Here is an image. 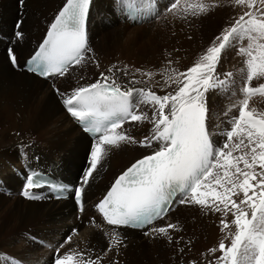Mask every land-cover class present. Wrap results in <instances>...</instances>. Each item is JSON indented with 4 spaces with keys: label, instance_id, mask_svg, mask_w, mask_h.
Segmentation results:
<instances>
[{
    "label": "snow or ice",
    "instance_id": "obj_1",
    "mask_svg": "<svg viewBox=\"0 0 264 264\" xmlns=\"http://www.w3.org/2000/svg\"><path fill=\"white\" fill-rule=\"evenodd\" d=\"M17 2L20 7L25 5V0ZM91 3L92 0H66L39 50L28 61L34 65L29 71L44 77L64 76L71 67L84 65L86 54L91 51L86 31ZM121 3L127 9L139 10L135 0ZM234 3L249 10L224 29L191 67L182 72L174 68L163 70L164 84L169 88L175 85L173 91L158 95L151 88H122L113 68H109L112 75L101 73V79L76 88L63 99V104L85 132L94 134L83 185L89 183L111 147L121 143H139L145 148L158 145L152 154L124 171L97 205L108 225L118 228L150 224L162 216L175 194L182 193L180 203L220 214L224 239L218 248L209 249L210 254H221L215 264H264V111L250 106L253 97H264V83L253 86L254 81L264 79V0ZM154 6L149 4L150 9ZM216 6L207 0H173L168 11L186 18L189 13L206 14ZM21 23L18 20L15 25L17 40L23 37ZM245 40L246 46L242 43ZM237 43L241 45L238 54L245 58L241 69L243 85L239 89L243 98L230 106L229 111L238 108V115L229 119V128L223 133L225 142L217 147L210 131L206 94L234 83L230 79L232 73L226 74L228 79H221L217 68L224 51ZM7 55L11 64L17 66L12 48L7 49ZM120 71L128 74L126 69ZM135 71L149 80L154 75L141 69ZM130 83L146 81L133 78ZM142 106L150 108L151 115ZM128 122L151 124V135L136 141L122 131ZM42 186L38 174L33 172L26 177L21 195L39 200L42 197L31 190ZM83 194L84 187L76 188L75 199L81 211ZM169 229L178 227L169 224L153 228L152 232L171 240ZM109 244V251L122 244L119 233H112ZM100 259L86 258L75 250L60 255L57 250L53 264H100Z\"/></svg>",
    "mask_w": 264,
    "mask_h": 264
},
{
    "label": "bare ground",
    "instance_id": "obj_2",
    "mask_svg": "<svg viewBox=\"0 0 264 264\" xmlns=\"http://www.w3.org/2000/svg\"><path fill=\"white\" fill-rule=\"evenodd\" d=\"M65 1L25 0V5L20 7L17 0H0V189L5 188V193L11 191L13 195L8 198L0 194V264H52L57 250L60 255L75 250L84 253L86 258L100 257V264H209L210 261L215 264L221 254H210L209 249L218 248L224 239L220 214L205 212L195 204L184 203L155 227L181 223L177 225L178 230L169 229L171 240L154 232L140 234L127 231L120 236L122 244L111 251V234L97 230L87 219L88 215L94 216L92 204L103 195L113 179L135 160L147 155L144 154L146 148L139 143H121L119 147H111L107 151L97 171L85 185L86 215L81 226L72 200L29 202L21 195L23 177L34 170L49 171L67 182L78 183L82 180L93 142L65 112L63 99L76 88L92 84H83L84 81H90V78L98 77L101 73L112 75L108 69L113 68L116 82L122 88H141L139 84L130 83L135 78L146 81L140 83L143 88H151L156 94L164 95L173 91L175 85L169 88L164 84L163 70L174 68L185 71L199 59L200 56H197L203 51L201 43L193 49V46L190 47L191 42L183 39L186 27H193L191 24L196 19L190 13L182 18L169 12L168 7L173 0H155L160 8L157 21L163 26L158 27L157 31L150 30L156 27L155 21L133 28L123 15L121 0H93L88 21L91 51L86 54L88 59L84 63L86 76L75 73L82 66H73L65 77L41 80L26 73L21 65L46 34ZM208 14L200 15V20ZM18 20L22 22L20 29L23 33L19 40L14 37ZM171 31L177 33L175 38L166 35L171 34ZM139 34L150 40H158L163 35L167 39L169 37L168 45H173L171 53L166 55L153 50L155 54L150 53L148 57L142 55L140 50L143 45L136 46L140 40ZM131 36L136 37L132 39ZM192 38V44L200 42L196 35ZM201 38L207 40L206 36ZM173 43L178 44V47ZM8 48H12L18 56V69L10 64ZM232 54V50H228L222 56L217 68V75L221 79L226 65L239 67V61L231 57ZM176 58L179 60L176 61ZM124 69L127 75L120 71ZM136 69H144L154 75L149 80ZM230 79L234 83H230L228 88L206 94L210 131L217 147L225 142L223 133L229 128L226 120L219 116L223 114L220 107L227 101L226 98H230L229 106L238 100L234 90L237 92L241 87L236 84L243 82L242 73H236ZM142 108L151 115L150 108ZM150 125L125 123L122 131L136 141H142L149 135ZM153 146L158 145L153 143ZM73 228H77L74 234ZM196 231L198 234H194ZM70 234V242H66ZM51 249L52 252L49 251Z\"/></svg>",
    "mask_w": 264,
    "mask_h": 264
},
{
    "label": "rangeland",
    "instance_id": "obj_3",
    "mask_svg": "<svg viewBox=\"0 0 264 264\" xmlns=\"http://www.w3.org/2000/svg\"><path fill=\"white\" fill-rule=\"evenodd\" d=\"M207 2H209V3H215V4H217L218 6H216V7H212L211 9H210V11H208L209 12V14L207 15V17L205 18V19H203L202 21L200 20L201 19V16L199 15V16H194V18L196 19V21H194L191 25H193V27H186V32H184V37H183V39L185 40V41H187V39H188V41H190L191 42V45H190V47H192L193 49L194 48H196L200 43L202 44L200 47H201V49H203V51H201L200 53H199V55L197 56V57H199V56H201L202 54H204L205 52H206V50H207V48L209 47V46H211L212 44H213V42L215 41V38L217 37V36H219V35H221V33L223 32V30L224 29H226V28H228V27H230L233 23H234V21L236 20V19H238L239 18V16L240 15H242L244 12H246V11H248L249 9H247L246 7H244V6H237V5H235V3H234V0H207ZM116 7V6H115ZM20 17H22V16H20ZM164 17H166L165 15H164ZM160 17H158V19H159ZM23 19H24V17H23ZM15 20V19H14ZM165 20H167V18L165 19ZM17 22V21H16ZM155 22H157L156 23V27L154 28L153 27V29H150L151 31H154V30H156V29H158V27H163V26H161V22H159V21H157V19L155 20ZM15 25H16V23H15ZM158 25V26H157ZM135 26H138V27H140V26H142V25H133L132 27L133 28H135ZM206 26H207V28H206ZM46 27L47 26H45L43 29H42V32L44 33L45 32V30H46ZM132 28V29H133ZM159 28V29H160ZM163 29V28H162ZM206 29V30H205ZM15 30H17V29H15ZM20 31H22L21 29H19ZM201 30H203V31H201ZM157 31V30H156ZM184 31V30H183ZM204 31H205V33H204ZM136 32H138V31H136ZM171 34H166L167 36H171L172 38H175L176 36H177V33L176 32H174V31H171L170 32ZM188 34V35H187ZM198 34V35H197ZM208 34V35H207ZM176 35V36H175ZM192 35V36H191ZM194 35H196L197 37H198V39H199V43L198 44H192L193 43V36ZM167 36H160V37H158L157 39L158 40H150L149 38H146L145 37V35H143V34H139V36H138V39L140 38V40H139V42H138V44L136 45L137 46V48L139 47V45L141 44V45H143L142 47H143V49L141 48V50H140V52H141V54L142 55H145L146 57H148L149 55H150V53H152V54H155L156 52H163V53H165L166 55H168V54H170L171 53V47L173 46L172 44H169L168 45V42L170 41L169 40V37H168V39H167ZM174 36V37H173ZM202 36H206L207 37V40L206 39H204V38H201ZM15 37V36H14ZM136 36H131V38L133 39V38H135ZM165 37H166V40H165ZM182 39V40H183ZM98 40V39H97ZM169 40V41H168ZM183 40V41H184ZM93 41H95V39L93 40ZM155 41V42H154ZM206 41V42H205ZM208 41V42H207ZM204 42V43H203ZM243 43V45L244 46H246V44H247V41L245 40V41H243L242 42ZM11 44H13V43H11ZM173 44H175V43H173ZM203 44H204V46H203ZM140 45V46H141ZM172 45V46H171ZM177 47H178V44H175ZM205 45H206V47H205ZM157 46H159V47H157ZM241 45L239 44V43H237V44H235L234 46H232V47H230V48H227L226 49V51H224V53L225 52H227L228 50H232V52H233V54L232 55H230L231 57H235V59H237L238 61H239V67L238 68H236L235 67V65H226L225 67L226 68H224V70L225 71H223V73H222V76H223V78L222 79H228L227 77H226V74L227 73H232L233 75H232V77L237 73L238 75H240V72H241V69L242 68H244L245 67V65H244V57L243 56H241V55H239L238 54V49H239V47H240ZM157 47V48H156ZM186 47L187 48H190V47H188L187 45H186ZM170 48V49H169ZM153 50H158V51H156V52H154ZM163 50V51H162ZM169 51V52H168ZM199 51H200V49H199ZM224 53H223V55H224ZM111 58H114V56L113 57H111ZM174 58V57H173ZM88 59V58H87ZM175 59V58H174ZM179 59H177L176 58V61H178ZM87 61V60H86ZM235 61V60H234ZM231 61H229V63H230ZM230 66V67H229ZM84 69H85V64L81 67V68H79L78 70H76L75 71V73L77 74V75H80V76H86L85 75V73H86V71H84ZM141 71H143L144 72V69L143 70H141ZM225 72V73H224ZM65 77V76H64ZM224 77H226V78H224ZM99 79H101V76L99 75L98 77H96V76H94L93 78H90L89 80L90 81H84L83 82V84L85 83V84H89V83H95V82H97V80H99ZM259 83H264V79H262V80H259V81H254L253 82V86H258V84ZM241 84V85H240ZM238 83V84H236L237 86H242L243 85V82L242 83ZM140 86H142L143 87V85H141V84H139ZM230 85H228L227 86V88L229 87ZM240 89V88H239ZM158 93V92H157ZM234 93L238 96V100L237 101H239L240 99H242L243 97H242V95L240 96V92L239 91H237V92H235V90H234ZM159 94V93H158ZM258 96V95H257ZM255 96V97H253L252 99H251V101H250V106L251 107H256V108H258L260 111H264V97H260V96ZM260 97V98H259ZM230 99V98H229ZM229 99H227L226 98V100L227 101H225L224 102V104H222L221 105V109H222V111H223V114H221V115H219L220 117H222V119L223 120H226V123L229 125V123H228V121H229V119L231 118V116H233V115H238V108H233L231 111L232 112H230L229 111V108H230V106L228 105L229 104ZM237 101L235 102V104L237 103ZM252 103V104H251ZM225 112H228V115L227 116H225ZM237 113V114H236ZM216 115H218V113H216ZM152 128V126L150 125V127H149V130ZM149 133V135L148 136H150L151 135V132L149 131L148 132ZM146 135V136H147ZM144 140V139H143ZM141 148V147H140ZM141 150H143L144 151V149H141ZM146 151H144L145 153L144 154H146V153H148V152H150L149 151V149H145ZM153 151V150H152ZM144 154H142V155H144ZM141 155V156H142ZM86 157V156H85ZM80 180V179H79ZM3 189H5V188H1L0 190H1V192H0V194H2V195H6L8 198H10V197H12L13 195H12V193H11V191H7L6 193H5V191L3 190ZM19 190V189H18ZM10 195H12V196H10ZM184 204V203H183ZM192 219V221L194 220V218H191ZM77 221H78V223H79V225L81 226V225H83V220H82V222H80L79 220H78V215H77ZM174 224H176V225H181V223H177V222H175ZM170 230H173V229H170ZM194 234H198V231H196ZM126 235V237H128L127 236V234H125ZM173 246H175V245H173ZM43 247H46V246H43ZM175 248V247H174ZM177 250H179V249H177ZM49 251H53L52 249L51 250H49Z\"/></svg>",
    "mask_w": 264,
    "mask_h": 264
}]
</instances>
